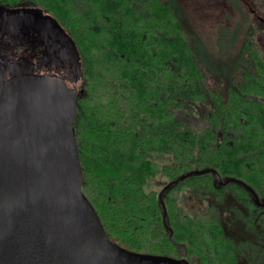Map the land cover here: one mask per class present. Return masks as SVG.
Listing matches in <instances>:
<instances>
[{
  "label": "trees",
  "instance_id": "trees-1",
  "mask_svg": "<svg viewBox=\"0 0 264 264\" xmlns=\"http://www.w3.org/2000/svg\"><path fill=\"white\" fill-rule=\"evenodd\" d=\"M0 6L36 16L66 51L73 78L62 75L81 87L83 192L113 242L191 264H264V25L232 38L227 74L201 59L171 0ZM191 193L213 200L207 211L182 205Z\"/></svg>",
  "mask_w": 264,
  "mask_h": 264
},
{
  "label": "water",
  "instance_id": "water-1",
  "mask_svg": "<svg viewBox=\"0 0 264 264\" xmlns=\"http://www.w3.org/2000/svg\"><path fill=\"white\" fill-rule=\"evenodd\" d=\"M77 95L56 75L0 84V264H191L109 238L83 192Z\"/></svg>",
  "mask_w": 264,
  "mask_h": 264
},
{
  "label": "rangeland",
  "instance_id": "rangeland-1",
  "mask_svg": "<svg viewBox=\"0 0 264 264\" xmlns=\"http://www.w3.org/2000/svg\"><path fill=\"white\" fill-rule=\"evenodd\" d=\"M171 1L178 8L186 28L198 38L197 47L206 65L217 73L223 70L228 74L231 69V74L234 73L236 58L230 46L231 40L254 24L251 10H256L264 18V0ZM9 10L12 11L0 6V84L20 74H48L64 78L62 73H65L73 78L68 69L71 62L66 57V51L55 43L48 30L36 24L37 17L18 15L13 8ZM244 14L248 16L247 21L243 18ZM238 35L236 38L242 34ZM222 38H226V44L219 45ZM71 78H64L67 85L80 90V84H73ZM212 202L210 197L200 199L191 193L182 200V205L190 211L205 212ZM235 204L234 200L230 202V205Z\"/></svg>",
  "mask_w": 264,
  "mask_h": 264
},
{
  "label": "flooded vegetation",
  "instance_id": "flooded-vegetation-1",
  "mask_svg": "<svg viewBox=\"0 0 264 264\" xmlns=\"http://www.w3.org/2000/svg\"><path fill=\"white\" fill-rule=\"evenodd\" d=\"M253 12H256V15L253 13ZM250 14V13H249ZM253 18H255L254 20L257 22V23H259V24H261V25H264V22H262V21H260V19L258 18V17H260V18H263V17H261L259 14H258V12L256 11V10H251V14H250ZM264 19V18H263Z\"/></svg>",
  "mask_w": 264,
  "mask_h": 264
}]
</instances>
